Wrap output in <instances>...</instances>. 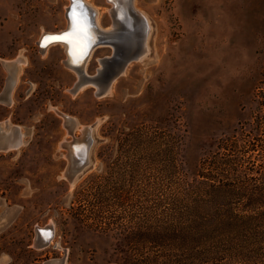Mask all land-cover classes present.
Returning a JSON list of instances; mask_svg holds the SVG:
<instances>
[{"label":"rangeland","instance_id":"rangeland-1","mask_svg":"<svg viewBox=\"0 0 264 264\" xmlns=\"http://www.w3.org/2000/svg\"><path fill=\"white\" fill-rule=\"evenodd\" d=\"M85 1L111 29V0ZM133 3L148 21L149 49L96 93L91 84L73 90L65 44L42 52L38 43L67 27L71 0H0V97L13 79L0 123L21 142L0 150V264H126L149 227L168 221V191L177 188L168 179L182 175L183 160L193 175L215 172L229 153L260 162L264 0ZM111 54L97 47L87 72ZM63 114L74 118V136L91 130L90 164L72 180L64 142L74 122ZM228 136L239 151L222 147ZM38 225L53 227L49 244H37Z\"/></svg>","mask_w":264,"mask_h":264},{"label":"trees","instance_id":"trees-1","mask_svg":"<svg viewBox=\"0 0 264 264\" xmlns=\"http://www.w3.org/2000/svg\"><path fill=\"white\" fill-rule=\"evenodd\" d=\"M235 139L224 137L222 147L239 151ZM261 156L247 166L243 156L229 153L213 162L215 172L195 175L183 160L182 175L168 179L177 186L168 191L175 207L168 221L151 225L150 237L139 243L142 252L125 263L264 264V150ZM172 211L181 219L172 221Z\"/></svg>","mask_w":264,"mask_h":264},{"label":"bare ground","instance_id":"bare-ground-1","mask_svg":"<svg viewBox=\"0 0 264 264\" xmlns=\"http://www.w3.org/2000/svg\"><path fill=\"white\" fill-rule=\"evenodd\" d=\"M134 0H119V5L112 3V8H111V15L113 18H115L113 23H112V28H103L99 25V19L97 20V10L92 7L90 4H88L86 1L85 3L87 4V7L90 8V12L91 15H93V22L91 24L90 22V18H88V23L90 26V39H84L82 37H76V36H69L67 37V39L65 41L62 42H55V43H63L66 45V55L67 58L64 60V63L66 64V66L72 68L78 75V80L76 82V85L74 87L73 90L77 91L80 88H84L85 85L91 84V85H96L98 87V90L96 93H102L105 92L107 90L110 89V86L113 84V81L123 72V70L125 69V67L129 64L126 63V65H121L122 61H120V65L118 66L115 64H107L105 66V58L107 57H111L115 52H116V48H117V43H124L126 42L127 39V32L129 31L128 29H122L121 28V23L122 24H126L127 27H132L133 26V21L136 20L138 26L141 28V47L139 49L138 52H140V55L138 58L143 57L146 52L148 51V45L146 42V38L149 32V27H148V21L146 20V18L144 17L143 13L138 11L135 7H134ZM71 3H73V1L71 0ZM72 5V4H71ZM134 7V9L137 11L136 14H132L131 10L132 7ZM73 7V6H72ZM70 6L67 8V12H66V16L68 19V23L73 25V21L71 19V14L69 15V10ZM73 9V8H72ZM72 13V10H71ZM89 13H87L88 15ZM90 15V14H89ZM73 31V26H71V28H65L63 30L60 31H55V32H51V31H46L42 34V36L40 37V39L38 40L41 41L42 37L44 36V39L42 41V44L44 47H42L41 45V49L42 52L46 51L52 44H54L53 42H50L48 39H46V37H53V36H59V33L62 34H66V33H71ZM67 40H71L72 42L69 43L67 42ZM40 44V43H39ZM100 46H112L113 47V54H111L110 56H105L104 58L101 59V66L97 68V72L94 74H90L87 72V64H88V59L91 57L92 52L94 51V49H96L97 47ZM17 61H20V59H17ZM20 62H24V61H20ZM115 66V70H118L119 72L116 73V75H114L111 79V81H108L105 79V76L103 74H101L102 70L106 69L110 70V67ZM101 74V75H100ZM10 82V83H9ZM13 85V82L11 81H7V86L5 87L6 91L4 90V92H8L10 94L11 92V86ZM106 93V92H105ZM8 99H10V95L8 97ZM63 117L66 119H72V121L74 122L73 124H75V120L73 117H71L70 115L67 114H63ZM7 123L6 124H2L0 123V150H8L9 148H16L18 147L21 142L19 141V138L17 137V135H13V131L11 132L10 135V131L7 129ZM75 127V126H74ZM86 127V126H85ZM16 131V129H15ZM72 132V131H71ZM91 130H89V128H87L82 136H74V132H72L71 134H73V143L77 142H87L91 141L92 142V138L89 136ZM10 136H15L14 138H10ZM22 139V138H21ZM20 139V140H21ZM69 145H72V142H68ZM90 145V144H89ZM68 164L66 167V171L68 169V166L71 164V160H73L72 157H68ZM66 173V172H65ZM73 182V181H72ZM52 230V231H51ZM47 233L48 237L53 236V228L50 230H45L43 229V233ZM38 234H41L37 231ZM64 259H58L57 261H55V264H60L63 262Z\"/></svg>","mask_w":264,"mask_h":264},{"label":"water","instance_id":"water-1","mask_svg":"<svg viewBox=\"0 0 264 264\" xmlns=\"http://www.w3.org/2000/svg\"><path fill=\"white\" fill-rule=\"evenodd\" d=\"M73 1V0H72ZM86 4V3H85ZM87 6V4H86ZM132 7V6H131ZM72 5L70 6L68 12L69 15L71 14V10H72ZM87 11H91L89 7H87ZM133 11V12H132ZM132 14H136L137 11L134 9V7H132L131 10ZM90 22L92 24L93 22V15H91L90 13ZM115 18H113L114 20ZM116 21V20H114ZM71 24L68 23L67 28H71ZM121 28L124 29H128L129 31L127 32V39L126 42L124 43H117V48H116V52L111 56V57H107L105 58V66L108 64H115L118 66L120 65V61H122V66L126 65V63H128L130 60L133 59H137L140 55L139 49L141 47V28L138 26L136 20L133 21V26L132 27H127L126 24H122L121 23ZM62 34V33H59ZM44 39V36L42 37L41 41H39L40 44H42V41ZM120 65V66H121ZM110 70H107L106 67L104 70H102L101 74H103L105 76V79L108 81H111L112 77L114 75H116V73H118V70H115V66L110 67ZM100 74V75H101ZM76 159V160H75ZM79 160V161H78ZM91 161V153L89 156H86V158L84 160H80V157L77 155V158H73V160H71V164L68 166V169L66 171V173L64 174V176L69 179L72 180L74 178H76L80 173H82L87 166H89ZM50 228L52 229V226H48V227H43L38 225L36 227V230L41 233L43 235V229L45 230H50ZM52 231V230H51Z\"/></svg>","mask_w":264,"mask_h":264},{"label":"snow or ice","instance_id":"snow-or-ice-1","mask_svg":"<svg viewBox=\"0 0 264 264\" xmlns=\"http://www.w3.org/2000/svg\"><path fill=\"white\" fill-rule=\"evenodd\" d=\"M114 4L119 5V0H111ZM71 19L73 21V31L71 33L60 34L59 36L46 37L50 42H62L69 36L82 37L84 39H90V26L88 23L87 6L85 0H73V9L71 13ZM71 43V40H67Z\"/></svg>","mask_w":264,"mask_h":264},{"label":"flooded vegetation","instance_id":"flooded-vegetation-1","mask_svg":"<svg viewBox=\"0 0 264 264\" xmlns=\"http://www.w3.org/2000/svg\"><path fill=\"white\" fill-rule=\"evenodd\" d=\"M72 4V6H73V3H71ZM87 13H91V12H89V11H87ZM87 15L88 16V18L90 17V15ZM41 45H42V47H44L43 46V44H40V48H42L41 47ZM49 50H50V48H49ZM95 50V49H94ZM93 53V52H92ZM91 56H92V54H91ZM108 56H110V55H108ZM90 60V58L88 59V61ZM87 61V62H88ZM76 75V74H75ZM76 78H77V76L75 77V81H76ZM10 81V80H9ZM11 82H13V79L11 80ZM8 97H9V93H7V92H3V94H2V96L0 97V98H4V99H8ZM13 103V102H12ZM11 103V104H12ZM2 104H8V103H2ZM68 115V114H67ZM5 119V118H4ZM0 120H2V119H0ZM18 124V123H17ZM70 132L72 131V132H74V134H75V127H74V124H71L70 123ZM71 132V133H72ZM68 142H72V145H69L68 144ZM64 144H65V146L67 147V155H68V157H72V158H77V155L80 157V160H84L85 158H86V156H89L88 155V150H89V147H90V145L89 144H91V141H88L87 140V142H79V143H77V142H75V143H73V139L72 140H67V141H65L64 142ZM76 160V159H75ZM79 161V160H78ZM51 238H52V236H50V237H48V235H47V233H43V235L42 234H38V236H37V238H36V242H37V244L38 245H46V244H49L50 243V241H51ZM56 261L58 260V259H55ZM54 264H55V262H54Z\"/></svg>","mask_w":264,"mask_h":264},{"label":"crops","instance_id":"crops-1","mask_svg":"<svg viewBox=\"0 0 264 264\" xmlns=\"http://www.w3.org/2000/svg\"><path fill=\"white\" fill-rule=\"evenodd\" d=\"M45 233V232H44Z\"/></svg>","mask_w":264,"mask_h":264}]
</instances>
